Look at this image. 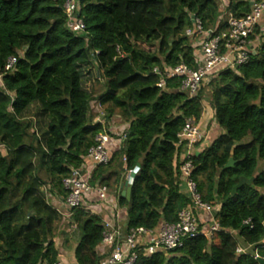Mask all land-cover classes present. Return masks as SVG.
<instances>
[{
	"label": "trees",
	"instance_id": "trees-1",
	"mask_svg": "<svg viewBox=\"0 0 264 264\" xmlns=\"http://www.w3.org/2000/svg\"><path fill=\"white\" fill-rule=\"evenodd\" d=\"M260 1L227 0V16L241 19ZM80 6L85 32L76 34L67 28L61 0H0V264L59 261L54 239L62 216L47 198L67 199L63 181L87 166L96 137L108 132L93 122L96 104L106 123L120 117L126 140L109 151L108 165L94 169L91 186L117 191L139 165L130 200L118 195L127 229L176 224L192 206L176 162L178 135L188 119L200 122L204 102L223 134L195 155L193 178L203 202L220 206V231L168 254L141 256L136 264H259L236 250L248 246L264 259V170L258 172L264 33L256 31L258 51L246 65L214 75L190 99L180 80L158 88L152 70L196 69L197 49L185 32L193 19L205 31L225 29L222 0H80ZM10 58L16 64L7 70ZM93 69L104 84L98 96L85 88ZM230 159L234 166L226 169ZM248 220L252 229L243 225ZM71 225L79 231L76 263L99 264L102 218L78 208Z\"/></svg>",
	"mask_w": 264,
	"mask_h": 264
},
{
	"label": "built area",
	"instance_id": "built-area-1",
	"mask_svg": "<svg viewBox=\"0 0 264 264\" xmlns=\"http://www.w3.org/2000/svg\"><path fill=\"white\" fill-rule=\"evenodd\" d=\"M61 1L67 16L68 30L76 34L84 33L85 24L79 16L80 0ZM224 14L227 16L226 10ZM227 17L226 28L220 31L217 28L205 31L202 23L193 19V27L186 30L185 35L193 41L197 49V68L191 69L184 64L174 68L155 67L152 75L159 78L158 88L163 90L168 80L177 79L181 81V90L193 99L204 86L209 84L214 75L227 70H236L246 65L257 54L260 35L258 36L256 31L259 29L260 34L264 33V0L254 2L250 13L241 19H236L230 14ZM15 64L16 58H10L7 62V70L13 69ZM96 108L98 113L93 122L106 128V115L100 106ZM198 123L194 119H188L178 135L177 142L180 179L184 192L192 201V206L180 212L176 224L163 223L155 230L145 228L124 230L118 222L117 214H111V217L104 221L103 240L99 248V256L102 260L99 264H136L141 256L168 254L181 249L186 241L199 236L211 240L220 231L213 205L203 202L193 178L196 148L205 139V134ZM110 138L108 132L99 134L96 137V145L87 153V166L73 170L63 181V188L67 193L65 204L69 219L72 218L75 209L84 208V200L92 193L96 194L100 202L108 203L109 189L105 186H91L90 179L96 167L108 165L110 162L111 156L108 150ZM125 140L126 135L123 133L119 142L122 144ZM135 169L126 172L127 186H133L137 174ZM114 210L116 211L117 208ZM200 213L209 216L210 226L206 230L201 228ZM243 225L252 229L251 220L244 222ZM236 253L243 255L247 254V251L239 246ZM259 258L257 253L254 254V259ZM54 264L64 263L58 261Z\"/></svg>",
	"mask_w": 264,
	"mask_h": 264
},
{
	"label": "crops",
	"instance_id": "crops-1",
	"mask_svg": "<svg viewBox=\"0 0 264 264\" xmlns=\"http://www.w3.org/2000/svg\"><path fill=\"white\" fill-rule=\"evenodd\" d=\"M264 23V22H263ZM204 115L202 116L199 124L201 131L205 134L204 142L197 146L196 155H199L205 149L209 148L213 142L223 134L222 130L216 124L214 111L210 108L207 102H204ZM93 112H96V106H93ZM94 121V120H93ZM108 133L110 134V143L108 145L109 151H115L116 147L120 144V136L126 131V126L121 122L120 117L115 115L106 123ZM181 153V152H180ZM176 162H180V159H176ZM126 182L124 180V185ZM122 185L116 191L114 188L108 191V203H102L97 199L95 193L90 194L83 203V207L89 211L92 215H96L102 218L103 222L111 217V214H117L119 224L124 228H127V211L121 209L118 204V195L121 196L122 191L126 190V187L122 188ZM49 204L56 209L62 216V222L57 226L56 237L54 239L55 247L59 252V261L64 264H77L75 259V250L79 240V231L75 234L74 225H71V219L67 216L66 204L64 200L51 197L48 200ZM215 213L219 210L220 206H213ZM114 208H117L115 211ZM199 220L201 228L206 230L209 228V216L205 213L199 214ZM78 230V229H77ZM246 249L247 254L254 253L251 247L243 246Z\"/></svg>",
	"mask_w": 264,
	"mask_h": 264
},
{
	"label": "rangeland",
	"instance_id": "rangeland-1",
	"mask_svg": "<svg viewBox=\"0 0 264 264\" xmlns=\"http://www.w3.org/2000/svg\"><path fill=\"white\" fill-rule=\"evenodd\" d=\"M226 3H227V0H222V7L221 8H222V11L223 12H225V10H226ZM258 41H260V37H259ZM95 72H96V70L93 69L90 72V75H88V77H87V79L85 81V88L89 92L90 91H93L96 94V96H98V95H100V94L103 93V91H104L103 85L104 84H103V81L102 80L101 81L97 80V77H96V73ZM207 93H209V92L206 91V94ZM96 105L98 106V104H96ZM34 112H35L34 109H30V111L27 113V115L31 117V116H33L35 114ZM96 113H98L97 112V108H96ZM95 117H96V115H95ZM262 170H264V161L263 162L260 161L259 162V166H258V172H260ZM47 199L48 200H51V197H48ZM77 232H78V230L75 229V234H77Z\"/></svg>",
	"mask_w": 264,
	"mask_h": 264
},
{
	"label": "water",
	"instance_id": "water-1",
	"mask_svg": "<svg viewBox=\"0 0 264 264\" xmlns=\"http://www.w3.org/2000/svg\"><path fill=\"white\" fill-rule=\"evenodd\" d=\"M233 166H234V161H233V159H230L229 163L226 166V169L232 168ZM139 169H140V166L138 165L137 168L135 169L136 173H138ZM132 177L134 178V176H132ZM124 186L126 187V190L122 191L121 197L126 198L129 201L132 186H127L126 184H124V185H122V188H124ZM257 261L259 264H264V259H262V258H259Z\"/></svg>",
	"mask_w": 264,
	"mask_h": 264
}]
</instances>
